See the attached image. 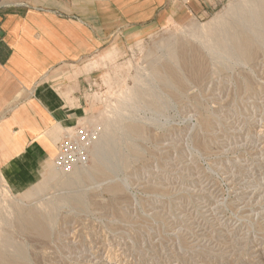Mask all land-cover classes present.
Masks as SVG:
<instances>
[{"label": "rangeland", "instance_id": "374dc122", "mask_svg": "<svg viewBox=\"0 0 264 264\" xmlns=\"http://www.w3.org/2000/svg\"><path fill=\"white\" fill-rule=\"evenodd\" d=\"M256 1L105 50L72 127L88 165L24 191L0 169V264H264V31L251 62L211 46Z\"/></svg>", "mask_w": 264, "mask_h": 264}, {"label": "crops", "instance_id": "0c3cea01", "mask_svg": "<svg viewBox=\"0 0 264 264\" xmlns=\"http://www.w3.org/2000/svg\"><path fill=\"white\" fill-rule=\"evenodd\" d=\"M217 2L20 0L0 7V169L11 188L24 191L53 167L105 50L209 14Z\"/></svg>", "mask_w": 264, "mask_h": 264}, {"label": "bare ground", "instance_id": "6f19581e", "mask_svg": "<svg viewBox=\"0 0 264 264\" xmlns=\"http://www.w3.org/2000/svg\"><path fill=\"white\" fill-rule=\"evenodd\" d=\"M239 13L240 14H237L238 16L236 15L237 18L229 26L224 28L226 31L225 35L215 34L214 36L211 37L212 38L211 46L217 47L218 49L224 51V53L230 56L236 54L241 57V60L243 62H251L250 60H252L253 55L258 52L257 46H260L258 43L255 42V39L260 38V36L258 34H250L249 33L250 27L248 26H250L249 24H255L254 30L264 31V0H257L252 4V8L241 11ZM169 70L174 71V73L176 71L175 69H170V68ZM138 131H139V127L137 125H131L128 128V132L130 133L137 134ZM102 150L103 147L99 146L95 149L94 152L98 161V166L94 170L95 174L97 171L100 170L101 166H104V168L106 167V165L104 164L105 162H103L101 157ZM29 215H30V219L28 221L32 224V228L34 230L36 231L38 230L41 232L46 231L44 227V222L42 220L37 218L33 212ZM13 263H15V261H13Z\"/></svg>", "mask_w": 264, "mask_h": 264}, {"label": "built area", "instance_id": "2783aa9c", "mask_svg": "<svg viewBox=\"0 0 264 264\" xmlns=\"http://www.w3.org/2000/svg\"><path fill=\"white\" fill-rule=\"evenodd\" d=\"M91 143L92 138L83 127L66 132L54 159L55 167L61 172L70 173L76 168L87 166Z\"/></svg>", "mask_w": 264, "mask_h": 264}]
</instances>
